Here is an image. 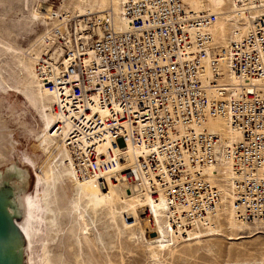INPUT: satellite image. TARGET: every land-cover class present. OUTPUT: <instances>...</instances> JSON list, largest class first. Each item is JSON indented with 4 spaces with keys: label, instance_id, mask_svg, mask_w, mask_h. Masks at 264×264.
Segmentation results:
<instances>
[{
    "label": "built area",
    "instance_id": "1",
    "mask_svg": "<svg viewBox=\"0 0 264 264\" xmlns=\"http://www.w3.org/2000/svg\"><path fill=\"white\" fill-rule=\"evenodd\" d=\"M124 17L126 30L111 11L62 21L36 65L57 97L54 112L71 125L65 144L80 176L105 187L120 169L128 185L165 197L171 227L186 237L218 210L223 185L238 220L264 222V97L253 83L264 79V17L226 47L212 35L217 15L196 13L184 0H127ZM226 60L235 86L219 82ZM219 116L240 132L232 145L203 127ZM209 167H222L213 180Z\"/></svg>",
    "mask_w": 264,
    "mask_h": 264
},
{
    "label": "bare ground",
    "instance_id": "2",
    "mask_svg": "<svg viewBox=\"0 0 264 264\" xmlns=\"http://www.w3.org/2000/svg\"><path fill=\"white\" fill-rule=\"evenodd\" d=\"M126 1L74 0L72 5L64 4L53 9V6L40 7L38 0H30L31 5H38V16L46 14L50 28H47L27 48L18 45L17 35L12 34L14 31L9 32L4 26V20L0 19V90L17 93L36 111L43 123L38 138L45 148L44 153L50 159L45 165L37 166L39 172L37 169L35 180L44 198L40 264H97L96 256L101 254L104 256V264H116L113 262L114 252L117 250L123 252L122 244L125 241L131 246L134 243L145 242L151 254V264H160L163 253L168 252L171 257L174 255L178 247L175 244L179 240L185 241L187 246L195 244L197 246L202 243V238L217 236V233L207 236L204 234L206 231H218L216 221L220 220V223L222 221L221 210L229 221L226 229L231 233L228 235L230 241L242 239L243 237L239 235L245 227L249 231L264 229V222L251 225L238 220L233 206L231 187L224 185L219 187L223 200L218 210L210 216L206 225H198L186 230L188 236L186 237L183 235L184 232L181 230L177 232L171 227L165 197L161 195L158 200H154L146 191L147 187L128 185L124 182L120 169L115 174L105 177V187L102 186L104 182L81 177L78 173L70 149L65 144L71 125L69 122L66 123L62 115L54 112L57 97L43 86L37 75L36 65L49 49L52 29L59 26L62 21L82 18L89 14L102 16L111 11L117 28L128 29L129 23L124 17ZM184 3L188 9L196 13L209 12L217 15L211 31L215 41L225 47L230 41H239L247 36L257 18L264 17V0H184ZM30 21L31 19H27L25 23ZM58 53L59 51L55 50L53 56L56 57ZM12 59L15 62H10ZM219 71L224 75L219 82L232 86L239 82L231 70L229 61H224ZM212 73L210 69L207 70V76L210 77ZM253 83L260 88L264 97V79L254 80ZM60 122H63V125L61 131H58L56 125ZM203 127L208 132L219 135L227 145H232L240 139V132L231 125L228 117H209ZM126 152L129 161L132 163L136 161L137 153L132 146H129ZM30 166L34 168L36 165L32 163ZM221 170L222 167L205 169L212 180L214 172L220 173ZM223 170L226 179H229L232 175L230 167L226 166ZM65 197H69V202H64ZM225 201L230 202L232 210L227 206L223 209ZM145 209L150 211L151 216L150 219L143 221L140 218L142 215L140 211ZM66 215L71 217L69 223L64 221ZM237 220L243 229L238 225ZM151 225L155 229L156 236L148 238L146 234ZM65 233L68 234L67 251L71 256L70 260L59 254L52 255L54 245Z\"/></svg>",
    "mask_w": 264,
    "mask_h": 264
},
{
    "label": "rangeland",
    "instance_id": "3",
    "mask_svg": "<svg viewBox=\"0 0 264 264\" xmlns=\"http://www.w3.org/2000/svg\"><path fill=\"white\" fill-rule=\"evenodd\" d=\"M73 3L74 0H38V5H40V7L41 5H45L46 7L53 6V9H55L54 7H62L64 4L72 5ZM0 5V19L2 18V20H4V26L9 32L14 31L12 34L17 35L16 41L22 48L29 47L30 43L32 44L47 28H50L49 21H47V17L45 16L46 14H39L38 16V5H31L30 0H2ZM27 19H31V21L26 24L25 21H27ZM10 62L13 63L15 61L12 59ZM8 73L11 74L9 71ZM11 76L13 75L11 74ZM11 82L12 81H9V83ZM0 97L11 102L14 101V103L21 105L37 136L40 134L43 123L38 117L36 111L25 102L22 96L17 95V93L13 91L5 92L0 90ZM49 160L50 159L43 152L33 162V165L36 166H34V168L31 166L28 167L34 182H36L35 180L37 178L38 167L45 165L49 162ZM65 198L64 202H69V197ZM229 203L230 202L225 201L223 209L227 206L232 210ZM140 215V218L143 221L150 219V217H147L146 209L141 210ZM226 216L227 215L223 212V210H221V223L220 220L215 219L217 220L216 230L218 231H206L204 234L207 236L208 234L217 233V236L204 237L202 238V243L197 246H195L196 244L193 246H187L185 245V241L179 240V242L175 244L178 245V247L176 248L174 255L171 257L168 252L163 253V258L161 259L162 263L160 264H264V229L259 231H249V229L245 227L244 230L239 225L240 223L237 220L238 225L243 229V232L239 236L243 238L230 241L228 240V235L231 233L226 229L229 222ZM64 221L65 223H69L71 221V217L66 215ZM220 229L221 231H219ZM221 232L225 235H222ZM91 235L93 236L92 232ZM146 236L148 238L156 236L155 229L152 225L149 226ZM67 237L68 234L65 233L59 240L60 242L58 241L56 245H54L52 255L57 256L59 254L66 260L71 259V256L67 251ZM122 249L123 252L118 250L114 252L115 257L113 258V262L116 264H151L152 262L151 254L145 242L134 243L131 246L130 243L125 241V243L123 242L122 244ZM96 257L98 259L96 262L97 264H104V256L102 254L100 256L97 255Z\"/></svg>",
    "mask_w": 264,
    "mask_h": 264
},
{
    "label": "water",
    "instance_id": "4",
    "mask_svg": "<svg viewBox=\"0 0 264 264\" xmlns=\"http://www.w3.org/2000/svg\"><path fill=\"white\" fill-rule=\"evenodd\" d=\"M44 151L21 105L0 97V264H40L44 198L28 167Z\"/></svg>",
    "mask_w": 264,
    "mask_h": 264
}]
</instances>
